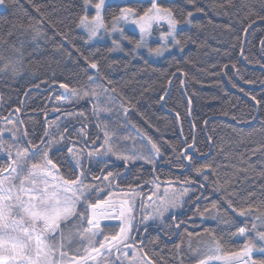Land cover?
<instances>
[{
    "label": "snow or ice",
    "instance_id": "obj_1",
    "mask_svg": "<svg viewBox=\"0 0 264 264\" xmlns=\"http://www.w3.org/2000/svg\"><path fill=\"white\" fill-rule=\"evenodd\" d=\"M81 3L82 14L74 23L87 33L89 41L102 38L104 34L118 33L120 39L112 40L113 46L107 50L109 53L123 52L122 41H127L132 45L133 54L143 48L150 56L156 57L171 48L183 52L189 42H194L190 36L180 37L178 29L182 26L201 28V25L193 24L192 18L205 11L195 6L197 0H184L186 5L194 7V11H185V8L171 3L166 5L160 0H147L148 6L145 7L143 0H138L119 7V11L111 13L108 20L104 14L106 0H81ZM0 6L8 8L9 4L7 0H0ZM246 7L248 13L241 20L245 38L257 19L264 21V15H259L253 6ZM33 8L40 20H29L27 25L14 23L6 35H0V73H11L15 77L25 71L26 45L32 43L34 50H38L39 41L47 42L49 37L41 27L43 23L56 28V23L45 15L40 4L33 3ZM90 8L95 10L94 15H89ZM245 20L248 21L246 25ZM128 26L138 29L139 39L125 34ZM227 30L232 31L230 27ZM55 34L68 44L72 43L68 33L57 30ZM154 35L161 42L157 47L149 45V39ZM236 41L241 45L243 59L249 60L244 55V41L239 36ZM261 45L264 52V41ZM63 47V44L57 45L55 50L61 51ZM84 59L88 68L95 70L94 75L87 77L86 84L74 87L53 78L51 85L48 80L32 85L37 90L42 84L63 89V93L55 96L56 106L50 110L53 113L63 111L68 118L63 126L59 117L56 121H49V111L45 109L43 134L38 139L30 138L27 128L20 127L24 121L19 117L12 119L15 113L22 111L21 107H16L8 116H0L4 121V127H0V154L5 158L0 163V264H185L182 256L185 247L196 258L195 264H264V182L247 183L255 165L241 153L240 166L232 165V172L222 177L220 165L214 164L208 154L196 146L195 135L191 142L185 137L179 149L176 144L168 141L162 144L155 140L131 122L130 113L137 111L136 103L124 96L112 80L103 76L98 60ZM116 63L111 61L107 67L112 68ZM223 67L227 69L229 65ZM231 68L239 75L236 63H232ZM177 71L181 70L178 68ZM244 83L254 82L245 80ZM232 86L236 87L235 84ZM239 90L249 96L243 88ZM24 95L27 97L29 92ZM250 99L256 105L261 103L255 96ZM82 102L91 105L96 120L95 132L89 131L90 121L84 111L63 108L65 104L82 106ZM20 103L24 104V101ZM102 113L114 117V120L110 123L108 119H101ZM222 115L230 116L237 124H251L245 115L236 112L224 111ZM73 119L79 128L70 133ZM176 119H181L178 112ZM145 123L152 127L146 118ZM259 124L261 134H264V119ZM129 127L136 135H122L121 130ZM53 128L55 131H51ZM5 133L10 138L6 139ZM207 140L212 141L213 137L210 135ZM239 142L242 143L243 138ZM164 144L171 149L174 159L180 161L174 166L190 170L199 180L190 175H183L182 179L180 176L161 178L159 162L173 163V158L165 157L162 151ZM248 153L264 157V140L256 143ZM202 157L205 162L197 163ZM85 160L89 163L95 161L97 171L85 167ZM260 164L258 176L264 180V159ZM110 165L116 170H111ZM145 166H150L153 173L150 179L139 175ZM122 184L126 187L122 188ZM236 184L240 185L239 189L234 186ZM148 185L151 187L145 192ZM209 189L219 194L220 199L201 208L199 202L209 199ZM188 206L194 208L192 215L180 218L185 216L184 210ZM196 217L201 222L214 219L226 227L219 231L211 228L196 231ZM236 218H241L244 223L232 231ZM150 222L160 227L169 238L174 233L180 236V243L174 245V255L166 257L164 249L159 253L156 251L160 237L147 235ZM189 224L192 230H189ZM182 227L183 232H178ZM237 239L242 240L238 249L234 248Z\"/></svg>",
    "mask_w": 264,
    "mask_h": 264
},
{
    "label": "trees",
    "instance_id": "obj_2",
    "mask_svg": "<svg viewBox=\"0 0 264 264\" xmlns=\"http://www.w3.org/2000/svg\"><path fill=\"white\" fill-rule=\"evenodd\" d=\"M7 2L9 7L0 10V35H6L14 23L23 22L27 25L29 20H40L33 3L40 4L45 15L56 23L55 29L47 22L41 25L49 39L47 42L39 41L38 50H34L35 45L32 43L26 45L25 71L15 77L11 73H0V116H8L16 107H21L22 111L15 113L16 117L13 115L12 119L16 120L19 117L24 121L20 127L27 128L30 138L38 139L43 134L42 117L38 114L45 106L48 107L46 95L35 90L30 91L34 89L32 85L42 80H48L50 85L51 80L55 78L58 82H67L71 86L80 87L88 82L89 75L95 73L88 68L84 59L88 57L89 60H98L103 76L112 80L113 85L118 86L124 96L136 103L137 111L130 113L131 122L147 131L155 140L162 144L168 141L176 144L179 149L185 137L191 142L192 136L195 135L196 146L207 153L208 159L214 164L220 165L219 171L222 177L232 172V165L240 166L239 156L243 153L249 163L255 165V170L249 173L247 183L264 182L258 176L262 167L260 161L264 157L259 154L250 156L248 153L256 143L264 140L259 124V121L264 119V67H261L264 64V52L261 51V41H264V21L257 19L246 38L241 31V20L248 13L246 6H253L259 15H264V0H231V4L229 0H197L195 6L202 7L205 11L195 14L192 20L193 24L202 27L189 26L178 31L180 37L190 36L194 42H189L183 52L169 54L158 62L150 61L145 56L135 57L127 50L126 55L109 53L107 50L112 47L109 42L87 44L84 35L74 23L76 17L83 11L81 0H32V3L29 0H7ZM134 2L138 1L126 4ZM160 2L166 5L169 3L179 5L185 8V11H194V7L186 5L184 0H160ZM143 4L145 7L148 6L147 1H143ZM213 5L218 7L214 8ZM119 7L122 6L107 5L105 18L110 20L111 13L118 12ZM247 22L245 20L244 24L246 25ZM229 27L232 31L227 30ZM57 30L68 33L72 43L68 44L60 35L55 34ZM127 36L138 39L137 35L131 32H128ZM237 36L244 41V55L249 57L251 63L241 56V45L236 41ZM60 44L64 45L63 49L56 51V46ZM111 61L117 63L112 68H108L107 64ZM232 63H236L239 75L236 69L231 68ZM225 64L229 65L227 69L223 67ZM178 68L180 72L177 71ZM245 80L254 83L245 84ZM99 82L106 83V81ZM233 84L236 87H233ZM43 86L45 85L42 84L41 87ZM241 88L248 92L249 96H245L239 90ZM25 92H29L27 97L24 95ZM161 96L165 97L163 104ZM250 96H255L261 103L256 105ZM21 101H24V104H21ZM75 111H84L88 117L90 115V109L85 105H79ZM224 111L245 115L251 124H237L230 116H223ZM177 112L180 114V120L176 119ZM253 117L256 119L253 120ZM145 118L150 121L152 127L145 123ZM250 132L251 136L248 135ZM210 135L213 137L212 141L207 140ZM242 138L243 142L240 143ZM162 151L165 157L173 158L172 164L160 161L163 165L158 167V174L162 179L177 176L182 179L183 175H190L193 179L199 180V177L190 170L183 174L176 172L180 168L174 165L180 161L174 159V154L167 144L163 145ZM3 162L4 160L0 159V163ZM202 162H205L203 157L197 161V163ZM162 167L174 171H167ZM145 173L149 174L150 179L152 174L149 166H146L143 174ZM234 186L237 189L240 187L239 184ZM207 194L209 199L200 202L201 208L210 204L212 200L220 199V195L212 193L210 189ZM196 218L195 222L198 226L196 231L202 232L204 228L219 231L226 227L219 225L214 219L201 222L199 217ZM243 223L241 218H236L232 231H235L237 226H243ZM188 228L192 230V225L189 224ZM180 232H183V229ZM153 236L152 238L157 237ZM174 245L167 244L160 238L156 251L159 253L160 249H164L163 255L169 257L175 254ZM241 246L242 241L235 240L234 248L238 249ZM182 255L185 264H195L196 258L186 247L182 250Z\"/></svg>",
    "mask_w": 264,
    "mask_h": 264
},
{
    "label": "flooded vegetation",
    "instance_id": "obj_3",
    "mask_svg": "<svg viewBox=\"0 0 264 264\" xmlns=\"http://www.w3.org/2000/svg\"><path fill=\"white\" fill-rule=\"evenodd\" d=\"M50 85H51V84H50ZM37 92H39L40 94H44V95H46V98H45V99H46V101L48 102V107L45 106L42 110H40V112H39V114H38L39 116L42 117V124H43V126H44V129H45V127H46V125H45V123H44L45 117H44V115H43V111H44L45 109H47V110L49 111V115H48V117H47V119H48L49 121H56V120H57V117H59V118H60V119H59V123L63 126L64 123L66 122V120L68 119V118L63 114V111H62L61 113H53V112L50 111L52 107L56 106L55 96H56V95H59L61 92H60L57 88L49 89V86H48V87L43 86V87H41ZM65 95L67 96V94H65ZM48 96H52L53 99H52V100H48V99H47ZM82 105L88 106V108L90 109V115H89V121H90V123H89V131H90V132H95V131H96V129H95V123H96V120H95V118L92 116V113H91V105L88 104L87 102L82 103ZM78 106H79V105H75V106L73 107V106H71V105H66V104H65V105H63V108H65V109H67V110H69V111H75L76 108H77ZM41 108H42V107H41ZM14 116H15V115H14ZM14 116H12V117H14ZM15 117H16V116H15ZM49 117H50V118H49ZM13 120H15V119H13ZM1 122H3V120H1ZM78 128H79V124H78L76 121H73V120H72V124H71V127H70V129H69L70 133L73 132V129H78ZM51 131H55V129L53 128V129H51ZM73 134H74V133H73ZM65 151H66V150H65ZM0 159L5 160V158H1V157H0ZM84 163H85V167H89V168H92L93 171H97V169H96V167H95V161H92L91 163H89L87 160H85ZM160 165H163V164H161V163L159 162V166H160ZM109 167H110V169L113 170V171L116 170V169H115L114 167H112L111 165H110ZM149 168H150V166H149ZM162 168H164V167H162ZM162 168H161V169H162ZM164 169H166L167 171H170V170L174 171V169H170V168H167V167L164 168ZM144 171H146V166H145V170H144ZM144 171H142L141 173H139V175H141L144 179H149V174H147V173L143 174ZM175 171H176V170H175ZM176 172L179 173V174H183V173H184V171H183L182 169H178ZM151 174L153 175V173H151ZM128 179H129V180L132 179V176H131L130 174H129V176H128ZM121 187H122V188H125V187H126V184H122ZM150 187H151L150 185L145 186L144 191H145V192H148ZM199 203H200V202H199ZM137 205H139V201H137ZM193 211H194V208H192L191 206L186 207L185 210H184V212H185V216H181L180 218L183 219V218H186V216H191ZM177 215L179 216L180 213H177ZM137 219H139V213H137ZM198 219H199V218H198ZM195 221H197V218L195 219ZM104 223L117 224L118 221H105ZM150 224H151V226L149 227V232H148V234H147L150 238H152V235H154V236H159V237H160L165 243H167V244H177V243H180L179 235H178V234L174 233V234L171 235V238H169V236L165 235V232L162 231L161 228L158 227L155 223L150 222ZM181 229H183V227H182ZM181 229H180V230H181ZM180 230H178V232H180ZM141 235H145V234H144L143 232H141ZM154 236H153V237H154ZM182 256H183V255H182Z\"/></svg>",
    "mask_w": 264,
    "mask_h": 264
},
{
    "label": "rangeland",
    "instance_id": "obj_4",
    "mask_svg": "<svg viewBox=\"0 0 264 264\" xmlns=\"http://www.w3.org/2000/svg\"><path fill=\"white\" fill-rule=\"evenodd\" d=\"M131 1H138V0H106V5H105V8L107 5H110V4H118V5H121L122 7L125 6L126 3L128 2H131ZM143 1H147V0H143ZM3 7L0 6V10H2ZM89 12V15H94L95 14V10L94 9H89L88 10ZM189 26H182L181 28L178 29V31L182 28H187ZM165 30H166V26H165ZM79 31L84 35L85 37V42L87 44H95V43H103V42H109L112 45V40L113 39H120L119 37V34L116 33V34H113L111 36L107 35V34H104L102 38H94L92 40H88V36H87V33L83 31V29H80L79 28ZM128 32H131V33H134L137 35L138 39H139V31L138 29H135V26H128L125 28V34L127 35ZM161 42L159 41V39L157 38L156 35H154L153 37H151L149 39V45L152 46V47H157ZM122 44H123V47H124V51L123 52H112V54H115V55H119V54H124L126 55L125 51H129L133 56L135 57H140V56H145L148 60L150 61H153V62H158V61H161L165 56L169 55V54H172V53H175V52H181L178 48H171L170 51H165L164 54L162 56H150L147 52V49H139L137 53L133 54L131 49H132V45L128 44L127 41H122ZM95 71V70H93ZM84 103V102H82ZM101 119H108L109 122L111 123L113 120H114V117H109L107 116V114H104L102 113L101 114ZM74 120V119H73ZM0 127H4V121L3 122H0ZM121 133L122 135L124 134H129L131 133L132 135H136L135 131L132 129V128H128V129H123L121 130ZM5 138L8 139L10 138L9 135L7 133H5ZM0 157L1 158H4L3 157V154H0ZM239 241H242L241 239H237Z\"/></svg>",
    "mask_w": 264,
    "mask_h": 264
},
{
    "label": "water",
    "instance_id": "obj_5",
    "mask_svg": "<svg viewBox=\"0 0 264 264\" xmlns=\"http://www.w3.org/2000/svg\"><path fill=\"white\" fill-rule=\"evenodd\" d=\"M52 88H57L61 93H63V89H59L58 88V86H51V87H49V89H52ZM32 90H35V91H38L37 89H31L30 91H32ZM169 90V89H168ZM164 100H165V97H164V99L162 100V104L164 103ZM50 118V117H49ZM187 163V162H186ZM161 166V165H160ZM158 167H159V165H158ZM188 171V169H185L184 170V172H187Z\"/></svg>",
    "mask_w": 264,
    "mask_h": 264
}]
</instances>
